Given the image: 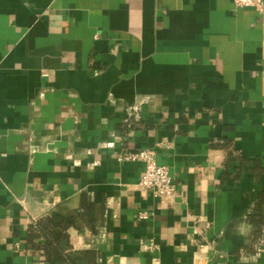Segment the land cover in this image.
I'll use <instances>...</instances> for the list:
<instances>
[{"label":"crops","instance_id":"1","mask_svg":"<svg viewBox=\"0 0 264 264\" xmlns=\"http://www.w3.org/2000/svg\"><path fill=\"white\" fill-rule=\"evenodd\" d=\"M141 149L174 196L140 189L144 164L119 156ZM262 193L264 13L0 0V264H45L31 225L85 202L70 243L101 264H264Z\"/></svg>","mask_w":264,"mask_h":264},{"label":"trees","instance_id":"2","mask_svg":"<svg viewBox=\"0 0 264 264\" xmlns=\"http://www.w3.org/2000/svg\"><path fill=\"white\" fill-rule=\"evenodd\" d=\"M264 205V193L260 196L259 208ZM83 211L56 214L39 220L31 225L26 236L30 249L43 257L45 264H101L100 253L95 249L74 250L70 243L69 229L81 228L86 216L93 210L91 204L85 202ZM253 216L257 227L264 226V217Z\"/></svg>","mask_w":264,"mask_h":264},{"label":"built area","instance_id":"3","mask_svg":"<svg viewBox=\"0 0 264 264\" xmlns=\"http://www.w3.org/2000/svg\"><path fill=\"white\" fill-rule=\"evenodd\" d=\"M239 8H254L259 13H264V0H231ZM112 146L113 143H109ZM120 160L140 161L144 164L143 175L139 182L140 189L151 191L155 196L170 198L176 194L177 186L171 175L170 168L158 162L157 152L153 149H141L135 152H128L119 156ZM140 218L148 219V212H140ZM153 250L157 246L150 243L146 246Z\"/></svg>","mask_w":264,"mask_h":264}]
</instances>
